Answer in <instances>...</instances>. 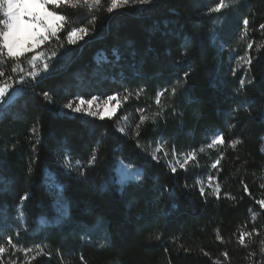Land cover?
Wrapping results in <instances>:
<instances>
[{
	"label": "trees",
	"instance_id": "16d2710c",
	"mask_svg": "<svg viewBox=\"0 0 264 264\" xmlns=\"http://www.w3.org/2000/svg\"><path fill=\"white\" fill-rule=\"evenodd\" d=\"M217 3L160 0L151 11L125 7L108 13L110 0H101L99 7L63 9L72 27L88 26L90 34L73 46L61 34L59 43L53 39L37 49L49 56H60L69 47L74 51L52 78L0 109L4 264H264V208L257 203L264 200V30L259 29L264 0H225L224 9L209 12ZM245 17L250 21L247 33ZM185 51L187 60L181 55ZM31 55L21 57L25 72ZM0 63L7 64L6 75L15 65L3 55ZM189 65L194 71L184 85L182 74ZM176 81L184 86L176 85L173 96ZM164 88L168 92L157 104L156 94ZM43 91L52 94V105L42 99ZM114 93H120L122 105L111 119L71 117L61 109L77 96ZM141 108L143 113L137 111ZM141 115L148 118L143 123ZM137 124L140 147L131 138ZM217 132L224 133V145L209 147ZM231 140L240 143L233 148ZM34 143L38 158L29 173ZM68 149L70 163L79 160L85 166L98 149L95 165L86 167V179L60 166ZM193 152L187 170L182 169ZM221 152L223 159L214 169ZM152 153L162 157L159 163ZM116 158L144 172L142 182H132L123 193L110 180ZM169 164L177 168L175 174ZM61 182L70 200L68 216L60 215L64 201H53L50 194ZM25 192L34 194L21 209L28 213L26 221L17 207ZM241 232H252L243 245ZM6 236L13 237L15 250Z\"/></svg>",
	"mask_w": 264,
	"mask_h": 264
},
{
	"label": "snow or ice",
	"instance_id": "6c2138e0",
	"mask_svg": "<svg viewBox=\"0 0 264 264\" xmlns=\"http://www.w3.org/2000/svg\"><path fill=\"white\" fill-rule=\"evenodd\" d=\"M160 0H110V6L105 10L108 13H114L118 9H122L125 7H138L139 11H151L152 8L159 3ZM81 4L84 6H101V0H0V11L3 12L4 18L0 19V55L6 56L9 61H15V65L8 69L6 75L7 64L0 63V78H4V81L0 83V107L4 105H11L14 101L15 97L19 96L21 92L25 91L27 88L35 87L36 85L42 83L43 81L52 78L54 74L59 70L60 63L63 59L67 58L74 51L73 48H65L63 53L60 56H57L56 53H53L51 56L48 55L45 51H38L37 49L41 48L46 42H49L55 39L58 43L60 42L61 34L66 36L67 42L70 45H77L78 39H83L85 36L89 35V27L88 26H79L72 27L68 23V17L62 14L63 9L72 6L75 10H79ZM53 6L57 10H52L49 6ZM226 7L225 0H219V3L215 5L214 8L209 9V12H220L222 9ZM39 9V10H34ZM95 17L93 16V20ZM249 19L245 17L243 19L244 30L247 33L249 26ZM28 28L32 33V39L24 44L22 42L21 33L25 28ZM260 30H264V23L259 25ZM63 48V44L60 45ZM249 49L253 47L252 43H249L247 46ZM32 53L30 59L27 60L28 66L31 68V71L25 72L24 68L21 67L20 60L21 57L25 55V53ZM184 60L188 59V53L185 51L182 54ZM252 57L249 56L247 60V65L251 66ZM182 61H177V63H181ZM194 71V69L189 65L188 70L184 71L182 74V79L184 81V85L187 84L188 77ZM23 73V74H20ZM13 75H18V79H13ZM233 75H235V70H233ZM247 75V73L245 74ZM253 79L247 81L248 84L254 83ZM183 87L184 85H180L179 81H176V84L171 88V94L175 96L177 94V86ZM241 88L245 85V80L241 79L240 81ZM11 90V91H10ZM125 91H127L125 89ZM168 92L167 88L162 89L156 94V103H160V97ZM42 99L48 105H52L54 103L53 96L48 91H43L41 94ZM120 93H114L113 95H109L104 97L103 104L98 105L96 102L99 99L97 96L93 95L91 98L86 99L84 96H77L73 100L63 104L61 109L70 110L71 113L83 114L84 116L98 118L100 120L111 119L116 112L119 110L122 105V101L119 98ZM129 95H123V102H127L129 100ZM115 101V107L109 109V103ZM137 111L143 113L144 109H137ZM68 114V113H65ZM127 119V117H125ZM146 116L141 115L140 121L147 120ZM39 119L37 118L36 124H34L30 132L35 135L38 131L39 127ZM140 124H137L136 131L132 135V139L136 141L138 147H140L139 137H140ZM117 131L120 133H125V129L123 127L117 128ZM127 135V133H125ZM39 143V141H37ZM100 143L99 141L97 142ZM224 133L217 132L214 138L211 141L209 147H215L220 145L221 147L224 145ZM231 146L234 148L239 140H231L229 142ZM36 143L32 145V151L34 153L33 158L30 160L29 173H31V164L36 162L38 157L35 156ZM12 150H15V145L12 146ZM159 151V148H157ZM97 153L98 149H94L92 155L88 161L87 166L81 164L79 160L76 161L75 165L70 163V149L67 150V153L64 158V162L60 163L57 160V163H60V166L65 170L66 173H69L75 169L77 171V175L81 178L87 177L86 167H93L97 161ZM165 156L168 153L164 154ZM195 153L193 152L189 155L183 164L180 165L182 169L187 170L186 165L189 160L193 159ZM151 159L160 162L162 157H158L156 153L151 154ZM221 159H223V152L220 153L219 157L215 160V162L211 165L212 168H217L220 164ZM170 171L172 173L177 172V168L171 166L169 164ZM144 176L142 167H135L133 163H125L124 159L116 158V166L110 170V180L113 185H118V190L123 193L126 191L127 187H129L132 182H136L140 184L142 182ZM211 180V177L209 178ZM3 182V177L0 176V183ZM187 187V185H185ZM66 189V185L64 183H59L55 192H51L50 194L53 197V201L57 198L64 201V208L60 211L61 216H68L69 208H70V200L69 198L64 196V191ZM244 192L251 195L249 192L247 184L243 185ZM5 189L0 188V194L3 193ZM199 192L202 196L205 195V188L201 186L199 188ZM34 194L30 192H25L22 196H20L19 204H18V216L20 219L26 221L28 218V213L26 211L21 210L24 203L29 201L30 197ZM217 198H219V190L215 192ZM228 195V194H225ZM235 199V197H231ZM257 203L264 208V200H259ZM253 232L258 234V229H253ZM17 237L19 236V232H17ZM252 232H241L239 235L240 244H244L245 237H250ZM159 238V237H157ZM219 239V237H218ZM5 242L9 245L13 250L16 249V244L13 243L12 236H6ZM103 246V245H101ZM37 248L40 246L37 245ZM32 249H25V254L27 255ZM7 249L5 248L3 243H0V256H2ZM264 252V248L261 249ZM37 256L41 255L40 252H37ZM50 255V254H49ZM224 257L228 256L227 252L222 254ZM250 255H255L251 253ZM35 259V257H33ZM82 259V258H81ZM0 264H4V261L0 259ZM10 264H16L15 261H10ZM219 264V261L216 262Z\"/></svg>",
	"mask_w": 264,
	"mask_h": 264
},
{
	"label": "rangeland",
	"instance_id": "374dc122",
	"mask_svg": "<svg viewBox=\"0 0 264 264\" xmlns=\"http://www.w3.org/2000/svg\"><path fill=\"white\" fill-rule=\"evenodd\" d=\"M34 10H39V9H34ZM4 18V15H3V12L2 11H0V19H3ZM88 37V35L87 36H85L83 39H78V44H80L81 42L83 43V41H85V39ZM21 38H22V42L24 43V44H27V42H29L33 37H32V33H31V31L26 27L23 31H22V33H21ZM87 41V40H86ZM77 44V45H78ZM43 46V45H42ZM73 46V45H72ZM25 54H27V53H25ZM25 56V55H24ZM98 57H103V55H99V56H97V58ZM28 71H31V68L28 70ZM20 74H23V73H20ZM18 76V75H17ZM13 78V77H12ZM14 79V78H13ZM11 91V90H10ZM16 98V97H15ZM103 102H104V99L103 98H99L98 100H97V104L98 105H100V104H103ZM7 105H4L3 107H6ZM116 105H115V101H113V102H111V103H109V109L111 110V108H113V107H115ZM2 107H0V109H1ZM65 113H68V114H65ZM117 113V112H116ZM63 114H65V115H68V116H71V117H73V116H76V115H80V116H83L84 118H91V119H98V118H94V117H88V116H84L83 114H78V113H71L70 112V110H66V109H64L63 110ZM116 115V114H115ZM114 115V116H115ZM113 116V117H114ZM112 117V118H113ZM263 150H264V147H263ZM1 257V256H0Z\"/></svg>",
	"mask_w": 264,
	"mask_h": 264
}]
</instances>
